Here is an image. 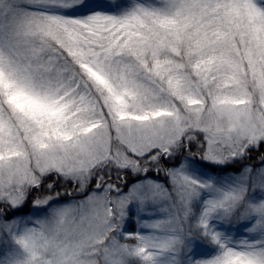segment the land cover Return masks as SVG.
Returning <instances> with one entry per match:
<instances>
[{"label":"snow or ice","instance_id":"obj_1","mask_svg":"<svg viewBox=\"0 0 264 264\" xmlns=\"http://www.w3.org/2000/svg\"><path fill=\"white\" fill-rule=\"evenodd\" d=\"M0 264H264V0H0Z\"/></svg>","mask_w":264,"mask_h":264}]
</instances>
